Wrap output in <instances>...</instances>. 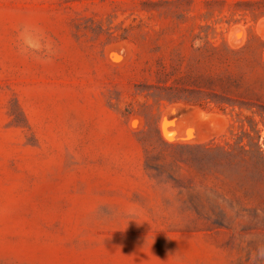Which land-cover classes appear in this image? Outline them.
Segmentation results:
<instances>
[{
	"label": "rangeland",
	"instance_id": "374dc122",
	"mask_svg": "<svg viewBox=\"0 0 264 264\" xmlns=\"http://www.w3.org/2000/svg\"><path fill=\"white\" fill-rule=\"evenodd\" d=\"M0 264H264V0H0Z\"/></svg>",
	"mask_w": 264,
	"mask_h": 264
},
{
	"label": "clouds",
	"instance_id": "9594fccd",
	"mask_svg": "<svg viewBox=\"0 0 264 264\" xmlns=\"http://www.w3.org/2000/svg\"><path fill=\"white\" fill-rule=\"evenodd\" d=\"M25 31L27 32L28 29H25ZM24 44L26 45V48H22V51H26L27 49H35V46L28 40H25Z\"/></svg>",
	"mask_w": 264,
	"mask_h": 264
},
{
	"label": "bare ground",
	"instance_id": "6f19581e",
	"mask_svg": "<svg viewBox=\"0 0 264 264\" xmlns=\"http://www.w3.org/2000/svg\"><path fill=\"white\" fill-rule=\"evenodd\" d=\"M235 29V28H234ZM238 30V29H237ZM237 30H236V32H237ZM233 31V30H232ZM239 31V30H238ZM234 35V34H233ZM113 55V54H112ZM168 111H169V109H168ZM167 116V115H166ZM170 130V129H169ZM173 131V130H172ZM180 135V134H179ZM183 137V136H182ZM178 141H179V139H177Z\"/></svg>",
	"mask_w": 264,
	"mask_h": 264
}]
</instances>
